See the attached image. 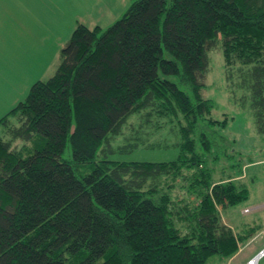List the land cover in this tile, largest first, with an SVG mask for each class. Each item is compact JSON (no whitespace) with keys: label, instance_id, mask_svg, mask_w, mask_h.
<instances>
[{"label":"trees","instance_id":"obj_1","mask_svg":"<svg viewBox=\"0 0 264 264\" xmlns=\"http://www.w3.org/2000/svg\"><path fill=\"white\" fill-rule=\"evenodd\" d=\"M214 49L230 99L264 136V0H130L104 31L76 24L54 74L0 118V264H227L236 255L243 240L220 213L248 191L214 182L207 166L228 123L201 94ZM134 116L137 128L160 119L170 137L130 134L117 149L164 142L177 157L107 158Z\"/></svg>","mask_w":264,"mask_h":264},{"label":"rangeland","instance_id":"obj_2","mask_svg":"<svg viewBox=\"0 0 264 264\" xmlns=\"http://www.w3.org/2000/svg\"><path fill=\"white\" fill-rule=\"evenodd\" d=\"M50 1L45 0L42 4L49 5ZM62 1L67 3L70 8L59 12V10L47 7L41 11V17L38 18L36 17V7L30 5L28 1H25L26 10L19 11L18 7L11 8L14 9L16 17L13 21L10 20V23L14 25H5L12 32L11 35L9 34V40L4 43L5 49H0V78L3 76L4 80L15 79L16 83L11 89L7 90V87L4 86L1 90L6 91L0 96V118L15 107L18 102L25 99L30 87L35 82H44L54 74L59 63V51L77 23H82L90 28L100 26L104 31L114 20L121 17L130 0ZM1 4L3 5V2ZM55 4L57 7H63V4L58 2ZM104 8H108V10L103 13ZM209 58V71L205 77V88L201 94L203 98L214 103L215 107L211 117L214 120L227 117L228 123L223 131L217 130L227 138L225 137L226 141L220 145L219 149L212 150L207 166L212 172L214 182H222L230 178L245 187L249 195L246 202L243 201L238 205L228 207L225 212L221 211V219L224 224L226 219H230V223L237 228L234 230L236 237L244 238L247 241L250 232H254L255 240H258L261 235L259 231L262 230L264 234V224H262L260 214H243L241 210L249 205V200L257 202L264 197V136L256 132L248 110L249 107H241L230 99L231 95L223 78V58L220 49L211 51ZM138 118V116H134L129 119L122 129V135L109 140L115 150L107 152V158L124 162H162L175 159L178 150L172 147L163 148L164 142L157 148L117 149L128 143L124 137L130 136V134H151L147 139L150 143L170 137L169 130L171 128L160 119L151 120L137 128L140 124ZM9 122L12 126L16 125L14 119H9ZM155 124H161L163 128L157 129ZM0 137H6V130L1 126ZM230 140H235V143ZM24 146L26 145L19 140H15L12 144V148L19 151H22ZM98 154L102 156L100 151ZM62 157L70 159L69 145L66 146ZM214 157H216V161H213ZM245 224L251 226L252 230L248 232ZM243 230L247 233H242L243 236H239L238 233ZM263 237L261 236V238ZM253 256L251 255L245 264H249ZM214 261L217 262L215 264H224L222 260L219 262L216 256L210 259L209 263ZM228 264H243L242 256ZM257 264H264V257L260 258Z\"/></svg>","mask_w":264,"mask_h":264},{"label":"crops","instance_id":"obj_3","mask_svg":"<svg viewBox=\"0 0 264 264\" xmlns=\"http://www.w3.org/2000/svg\"><path fill=\"white\" fill-rule=\"evenodd\" d=\"M25 1H28L30 3V5H32L33 7H36V17L37 18L41 17V11L46 9L47 7H51V8H54L56 10H59V12H64L65 9L70 8V6L67 3L63 2L62 0H51L52 2L50 1L49 5L42 4V2L45 0H2V1L0 0V49H2V50L5 49L4 43H6L9 40V34L11 35V32H12V30L5 25H7V24L14 25L13 23H10V20L13 21V19H15V17H16L14 9L12 10L11 8L12 7H18L19 11L23 10V9L26 10ZM1 2H3V5L1 4ZM55 2H58L61 5L63 4V7H57ZM107 10H108V8H104L103 13ZM61 17H64V16H61ZM0 72H1V70H0ZM15 83H16L15 79L4 80V78L2 76L0 78V96L2 95L3 92L6 91V90L1 91L4 86L7 87V90H8V89H11ZM248 198H249V195H248ZM246 201H244V202H246ZM244 209H248V212H244L243 211ZM225 210H224V212H225ZM241 212L243 214H245V213H247V214H249V213L260 214V216H261L260 219L262 221V224H264V197H262V199L260 201H257V202H253V201L249 200V205L243 207ZM225 224L228 225L232 229L233 232L235 229H237L235 226H233L232 223H230V219H226ZM245 225H246V230H248V232L252 230L251 226H249L248 224H245ZM242 233H247V231L243 230V231L239 232L238 235L243 236ZM259 233L261 235L258 237V240H255V233L254 232H250V234L248 233L249 237L247 238V241H246V239L242 238L243 242L241 243V245L238 244L239 245L238 252L236 253V255H234L227 262V264L231 263L232 261L237 260V258L239 256L240 257L242 256V262H243V264H245L249 260V258H251V255L256 256L258 254L257 252L263 250L264 249V237L261 238V236H264V234L262 233V230H260ZM243 245H245V246L242 247ZM243 251H245V254H243ZM262 257H264V255ZM262 257H260V258H262ZM258 261H257V263H258Z\"/></svg>","mask_w":264,"mask_h":264},{"label":"built area","instance_id":"obj_4","mask_svg":"<svg viewBox=\"0 0 264 264\" xmlns=\"http://www.w3.org/2000/svg\"><path fill=\"white\" fill-rule=\"evenodd\" d=\"M244 211L247 212L248 210L245 209ZM249 264H255L254 260H250V263Z\"/></svg>","mask_w":264,"mask_h":264}]
</instances>
